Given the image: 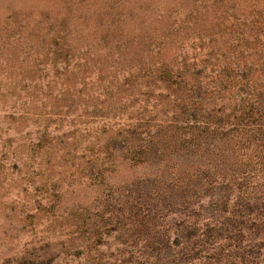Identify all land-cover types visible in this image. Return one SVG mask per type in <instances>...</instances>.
<instances>
[{"label": "trees", "instance_id": "16d2710c", "mask_svg": "<svg viewBox=\"0 0 264 264\" xmlns=\"http://www.w3.org/2000/svg\"><path fill=\"white\" fill-rule=\"evenodd\" d=\"M118 13L54 37L85 64L106 163L151 169L121 187L120 235L154 264H264V36L261 55L202 54Z\"/></svg>", "mask_w": 264, "mask_h": 264}, {"label": "rangeland", "instance_id": "374dc122", "mask_svg": "<svg viewBox=\"0 0 264 264\" xmlns=\"http://www.w3.org/2000/svg\"><path fill=\"white\" fill-rule=\"evenodd\" d=\"M112 12L124 30L148 17L144 30L180 37L190 52L262 54L264 0H0V264L158 260L117 227L121 187L151 169L106 163L100 111L77 72L85 64L54 37L90 34Z\"/></svg>", "mask_w": 264, "mask_h": 264}]
</instances>
